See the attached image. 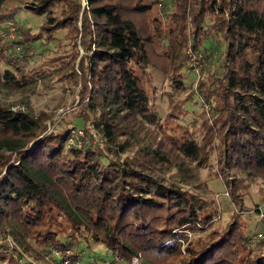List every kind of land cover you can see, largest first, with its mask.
<instances>
[{
	"label": "trees",
	"instance_id": "obj_1",
	"mask_svg": "<svg viewBox=\"0 0 264 264\" xmlns=\"http://www.w3.org/2000/svg\"><path fill=\"white\" fill-rule=\"evenodd\" d=\"M82 1L30 0L24 6L44 15L36 32H17L25 55L35 39H58L59 29L72 38L58 77L80 83L81 109L72 125L46 131L41 117L0 105V264L7 235L25 249L28 237L53 247L59 256L48 254L58 261L68 259L63 251L69 247L78 248L83 230L127 264H264V239L247 241L237 211L245 207L243 178L264 175V0H172L162 52L154 50L161 23L150 14L151 0ZM208 37L223 44L203 94L209 120L201 123L199 141L184 129L171 143L180 163L201 165L215 154L216 176L235 211L211 228V201L155 176L169 161L159 144L106 160L92 144L66 145L81 118L87 133L95 130L124 151L129 138L157 123L143 69L152 65L179 77L187 48L199 50ZM3 50L7 67L0 68V83L21 87L29 77ZM201 224L209 227L204 235L183 236Z\"/></svg>",
	"mask_w": 264,
	"mask_h": 264
},
{
	"label": "rangeland",
	"instance_id": "obj_2",
	"mask_svg": "<svg viewBox=\"0 0 264 264\" xmlns=\"http://www.w3.org/2000/svg\"><path fill=\"white\" fill-rule=\"evenodd\" d=\"M28 2L30 0L2 1L0 32H6V24H4L6 20H12L16 26L14 39L6 35L0 36V48H4L6 56L12 43H17L15 41L17 32L34 33L44 21V15L35 14L24 7ZM151 2L150 14L161 23L159 32L161 40L155 43L154 50L162 52L167 43V37L164 36L175 5L172 0H151ZM82 3L84 4L85 0ZM59 13L60 9L57 8L53 14L57 16ZM54 35L58 38L54 41H47L44 37L35 39L30 43L29 54L25 55L23 50L20 57L14 61L13 64L20 65L24 76L29 77L27 82H24L21 87L5 86L0 83V105L10 107L12 110L23 108L24 111L41 117L44 119L46 131L72 125L74 115L81 109L78 96L80 83L75 85L73 81L58 77L61 74L59 68L64 67L63 60H67L72 54V38L67 35L65 29L57 30ZM222 47L223 44L219 39L208 37L203 40L199 50L203 52L204 63L198 74H195L188 66V59L179 77L171 75L169 69L163 70L152 65L144 68L142 79L150 94V106L156 115L157 123L146 124V130H141L135 137L129 138L128 147L124 151H121L116 143L105 140L99 133L88 143L102 153L105 160L107 157L120 159L134 155L135 151L144 144L151 147L159 144L169 161L159 164L161 168L155 171V176L211 201L209 209L211 208L213 218L210 228L223 226L235 211L234 205L226 194L223 180L216 176L215 154L209 155L205 163L201 165L187 159L180 163L182 156L173 147L171 138L174 134H182L184 129H188L195 140H200L201 123L204 118L209 120L208 102L203 95L204 89L211 78L212 71L217 72L216 66L220 60ZM77 50L79 53L82 52L79 45ZM77 61L76 59L74 62L75 68ZM4 67L7 65L0 59V68ZM177 77L178 79H175ZM201 79L204 80L203 85L199 84ZM75 124L77 127H82L83 120L77 118ZM31 144L30 142L28 146ZM8 153V151L5 152V154ZM14 158L13 154L12 160ZM243 180L246 184V194L243 198L245 207L237 210L242 225L250 235L258 231L264 232V219H259L255 210L261 206L264 211V175H247ZM199 228L201 230H185L183 236L187 239L198 238L209 230L205 224H201ZM77 236L78 248L69 247L65 252L63 251L68 257L66 264H127L117 257H112L102 243L93 239L88 230H83V233ZM4 240L7 245L2 250L6 257L2 259L1 264H56L61 260L53 261L48 253L51 250V252L54 251L53 255L59 256V252L57 251L56 254V250L51 246L43 247L35 238H27L29 245L27 249L15 242L10 235H7ZM185 243L184 240L182 246ZM134 264L150 263L141 259Z\"/></svg>",
	"mask_w": 264,
	"mask_h": 264
},
{
	"label": "built area",
	"instance_id": "obj_3",
	"mask_svg": "<svg viewBox=\"0 0 264 264\" xmlns=\"http://www.w3.org/2000/svg\"><path fill=\"white\" fill-rule=\"evenodd\" d=\"M4 24H6V32H0V36L3 37L6 35V37L8 38L14 39L16 30L14 22L12 20H6ZM22 51L23 50L20 44L12 43L9 51L7 52V56L9 57L10 62L14 63V61H16L20 57ZM187 56L188 66L191 67L195 74H198L197 72L200 71V68L204 63L203 52H201L200 50H192L191 48H187ZM19 109L23 110V108ZM97 134L98 133L95 130H92L90 133H87L82 127L73 128L70 130L69 136L66 140V145L84 147L86 144L96 138ZM255 210L257 211L259 219H264V211L262 210V207L258 206ZM259 238H264V232L258 231L250 235L247 238V241L249 243H254ZM55 253L57 254L58 252L56 251ZM67 262V259L64 258L63 260H59L56 264H66Z\"/></svg>",
	"mask_w": 264,
	"mask_h": 264
}]
</instances>
